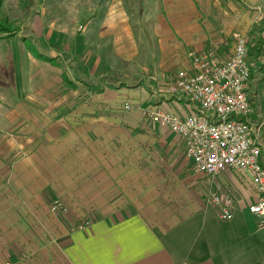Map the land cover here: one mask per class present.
I'll use <instances>...</instances> for the list:
<instances>
[{
	"label": "crops",
	"instance_id": "crops-1",
	"mask_svg": "<svg viewBox=\"0 0 264 264\" xmlns=\"http://www.w3.org/2000/svg\"><path fill=\"white\" fill-rule=\"evenodd\" d=\"M88 1L94 3L95 0ZM88 1L85 10L73 14L78 26L69 36L71 70L75 75L70 78L60 68L38 64L40 70L54 73V68L60 75L57 81L60 91L49 90L44 94L45 98L43 95L40 97L46 100L44 113L47 119L37 121L41 124L38 128L48 134L50 131L55 140L59 138L60 131L76 129L78 122L70 120L68 114L74 111V114L80 113L79 95L89 102L94 95L88 87L101 77L122 85L117 89L104 88L101 95L108 92L114 98L110 107L98 106L103 112L113 113L112 106L129 102L135 112L161 105L174 112L191 113L194 106L184 98L165 96L162 93L164 85L173 79L178 70L189 68L190 53L213 50L217 56L226 58L233 51L235 35L247 36L253 42L259 38L258 30L264 21L260 0H182L186 5L174 8L169 17L158 4L154 5L160 0H144L155 8L149 9L146 14L141 10L135 22L127 27L126 0H105V10L100 23L96 24L98 11ZM81 19L86 22H80ZM146 23H151L147 33L142 26ZM48 39L46 37L45 41L57 47L68 46L57 45ZM0 43L3 46L0 48V129L9 130L13 128V123L8 115L14 113L6 104L7 96L13 95L9 86L13 89V98L20 97L16 89L21 86V97L24 101L31 100L30 93L24 94L22 79L16 77L21 71L16 75L15 56L20 58V54H25L30 75L32 61L24 43L13 37L1 39ZM9 57L12 68L8 74L1 67ZM30 75L28 83L31 82ZM63 78L78 88L87 84V90L68 91ZM45 80L42 81L46 83ZM50 95L55 96L51 102L48 99ZM248 95L256 111L252 121L264 130V70L256 64L251 67ZM67 98L71 106L66 104ZM98 109L92 105L83 113L93 115ZM99 126L102 129L119 126L132 131L140 127L135 117L129 124L103 121ZM177 138L181 144L177 155L180 161L172 164L165 161L168 169L160 171L152 166L145 171L142 145L127 147L130 143H126L125 137L110 139V155L103 153V160L92 155L94 149L90 148L89 140L86 144L89 147L83 150L85 145L74 138L76 141L71 142L67 158L75 157L76 164L66 166L67 158L65 155L61 157L60 161L64 164L60 175L62 183L67 187L70 184L74 189H124L110 180L112 178L107 171L114 170L115 177L122 179L129 174L134 179V189L136 183L139 189H143V177H149L150 204H156L154 210L158 209V218L154 217L156 213L142 212L146 202L135 197V191L125 196L119 190V195L115 194L112 198L111 211L91 218L86 228H80L83 218L46 223L32 220L31 205L28 203L0 202V264H264V237L258 227V218L249 212L250 204L244 199L243 186L252 187L249 179L229 172L215 180L217 186L234 197L233 218L222 220L219 212L208 209L210 204L207 200L214 185L211 186L204 175L191 171L188 162L191 165L192 162L185 159L184 142ZM165 142L162 138L154 142V146H167L166 155L160 156L162 159H168L174 153V144L167 145L168 140ZM261 149L260 162L264 166V132H261ZM12 151L6 148L3 153L8 157ZM81 156L86 158L84 165L87 167L83 175L74 170L78 168ZM27 157L28 154L24 159ZM182 160L185 161L184 167ZM109 161L112 164L107 166L105 163ZM68 168L73 174H67ZM3 171L5 176L13 175L9 166L2 167L0 174ZM101 178L108 179V183L101 184ZM159 189L166 191L159 194ZM154 194L158 196L153 198ZM151 218L155 221L152 222ZM37 221L38 228L35 226L32 230Z\"/></svg>",
	"mask_w": 264,
	"mask_h": 264
},
{
	"label": "rangeland",
	"instance_id": "rangeland-1",
	"mask_svg": "<svg viewBox=\"0 0 264 264\" xmlns=\"http://www.w3.org/2000/svg\"><path fill=\"white\" fill-rule=\"evenodd\" d=\"M87 1L88 0H4L2 3L0 8V40L13 37L16 41L24 43L28 55H30L32 65L30 67V75L28 74L29 63L27 62L25 54H20V58L18 55L15 56L16 75L21 71V74L19 73L16 77L22 79L25 89L24 94L28 95L30 93L31 100L25 99L24 101L21 97L23 95L22 89L20 88L21 86L16 89L18 91V96L20 97L13 98L14 92L12 87L9 86V92H12L13 95L10 97L7 96L6 104L9 107V110L11 109L14 111V113L8 115L9 120L13 123V128L9 130H3L5 128H2V130L0 129V170L4 166H9L13 171V175L11 177L5 176V171L0 174L4 176V178L0 177V202H24L25 205L28 203L31 205L32 220H42L46 223L51 221L52 223V221L57 222V220L61 221V219L66 218H71L72 220L83 218L85 220L94 218L97 215L106 214L111 211L112 198L115 194L119 195V190H121V194H124L125 196L129 195L130 192L135 191V197L142 199L141 202H146L144 206L146 208L143 209L142 212H145L146 214L151 212L156 213L154 217L157 219L159 216L158 209L154 210L156 204H150L151 189H149V177H143V189L138 188V183H136L137 187L134 189V179L131 178L129 174L123 176L122 179L115 177L116 173L114 170L107 171L111 175L112 179L110 180L115 182L116 186H121L124 189H74L70 184L69 187H67V185L60 180L63 168L62 165H64L60 160L62 156L65 155L67 158L69 155L68 152L71 150V142L73 143L76 141L74 138L78 139L79 143L85 145L83 150L87 149L86 147H89L86 146L87 141L89 140L88 142L91 145L90 148L94 149V154L92 155H95V158H100L101 160H103V153L110 155L109 141L114 137H125L126 143H130V146H127L126 144L127 147H132L134 144H141L144 160L142 164L146 165L143 166L145 171H149L151 166L156 171L168 169L167 165L164 164L165 161L169 164L180 161V158L177 155L180 151L181 144L180 141L177 140V136L154 123L146 121L140 112H126L123 108L124 103H117L112 106L113 110L111 111L113 113H108L107 111L103 112L100 108L98 109L99 105L103 108L107 106L110 107V102L112 101V98H114V96L109 95L108 92L104 96L101 95L104 88L111 89L116 87L117 89L122 85L118 86L116 82L114 83L105 77L96 78V80L92 82V87H88L94 96L89 99V102H86V98L80 94L78 98V111L80 113L74 114V111L71 114H68L70 120L74 123L78 122L76 129L60 131L58 139L55 140L54 137H51L50 131L48 134L46 130L38 128V126L41 125L38 122H43L47 119L44 113V106L47 105L45 103L46 100H42L40 97L47 94L49 90L55 92L60 91L57 82L60 75L54 68H60L62 72L68 74L70 78L75 75L71 70V41L69 36L76 31L78 26L77 19H75L73 14L81 9L85 10ZM98 2L100 5H98ZM89 4L98 11L96 24L100 23L101 16L104 12L103 10H105V0H95L94 3L89 2ZM108 4L109 3L107 2V5ZM157 4L168 17L174 8L182 7V4L186 5L182 0H160L159 3H155L154 5ZM154 5L145 2L144 0H126L125 8L129 17L127 27H130V23L135 22L141 10L146 14L149 9L155 8L153 7ZM201 5L203 4L201 3ZM80 22L86 21L85 19H81ZM150 25L151 23L142 24L145 33L149 32ZM4 28L9 32L5 34L1 33ZM46 37L49 38L48 41L57 45L68 46L57 47L54 44L45 41ZM31 46L34 47L35 53H32ZM0 48H3L1 43ZM0 50L2 51V49ZM37 53L54 59L55 64L47 62L43 58H38L36 56ZM41 63H46L54 67V73L48 72L47 69L46 71L40 70L38 64ZM3 65L4 67H1V69L4 68V71L9 74V71L12 68L10 57L9 60L5 59L3 61ZM29 75L31 82L28 83ZM42 80H45L46 83ZM63 80L65 82V89L68 91L79 90V92H81L82 89L83 92L87 90V84L79 86L78 88L76 85L70 84V82L67 81V78H63ZM110 92H112V90ZM54 97V95H50L48 98L49 101L51 102ZM67 100L68 102H66V104L71 106L70 99L67 98ZM92 105L98 109L96 114L91 115L90 113H83ZM133 117H135V121L140 126L137 131L123 129L119 126H114L111 129H102L101 126H99V123L103 121L112 123L124 122L129 124L132 123ZM87 122H92L93 124L88 125ZM52 132L54 133L55 131ZM261 132L263 133L264 130H260V133ZM161 138L166 142L168 140L167 145L174 144V153H172L173 155L169 156L168 159H162V157H160L161 154L166 155V152L168 151L167 146L166 148L161 145L159 147L154 146L155 140L157 141ZM135 140L139 142L134 143ZM6 148L10 151L14 149L12 154L8 155V157L3 153V151H6ZM28 149L29 152H27ZM26 154H28V157L27 159H24ZM79 155L81 154H78V156ZM175 155L177 158H175ZM185 159L187 158L185 157ZM74 160H76L75 157H68L65 165H75L76 163H74ZM85 160L86 158L82 156L79 157L78 168L74 170L80 174L85 173L87 168L86 164L84 165ZM172 160L174 161L171 162ZM109 162H106L105 164L110 166L112 162ZM188 163L191 171L196 173L193 165H191L190 162ZM181 164L184 167L185 161L183 162L182 160ZM80 165H84V167L80 168ZM68 171L67 174H73L69 168ZM239 175L244 176L243 174ZM105 181L108 183L109 180L106 178L102 180L101 178V184L105 183ZM252 189L253 187H250L249 185L245 187L243 186L245 192L244 199L250 205L254 203L256 198L255 192ZM165 191L166 189H159V194ZM226 192L229 191L226 190ZM157 196V194H154L153 198ZM55 199H60L67 205V214H50L49 209L51 203ZM120 200L123 199L121 198ZM208 209L215 211V213L219 212L218 208L211 205ZM151 221L153 222L155 219L153 220L151 218ZM34 224L36 225L32 226V228H34L32 230H35V226L38 228V221Z\"/></svg>",
	"mask_w": 264,
	"mask_h": 264
},
{
	"label": "built area",
	"instance_id": "built-area-1",
	"mask_svg": "<svg viewBox=\"0 0 264 264\" xmlns=\"http://www.w3.org/2000/svg\"><path fill=\"white\" fill-rule=\"evenodd\" d=\"M260 7L264 10V0H260ZM258 36L262 47L254 64L264 70V21ZM249 44L247 36L235 35L233 51L226 58L213 50L189 54V68L178 70L162 93L189 101L194 106L191 113L174 112L161 105L143 108L140 113L146 121L183 140L185 157L195 172L214 185L207 202L219 209L222 220L233 218L234 197L215 180L228 172L246 176L256 197L248 210L258 218L264 237V166L260 162L261 129L252 121L256 111L248 95L252 67L247 59ZM123 108L126 112L134 110L129 102ZM49 211L65 215L68 207L55 199ZM90 223L85 219L80 228Z\"/></svg>",
	"mask_w": 264,
	"mask_h": 264
},
{
	"label": "trees",
	"instance_id": "trees-1",
	"mask_svg": "<svg viewBox=\"0 0 264 264\" xmlns=\"http://www.w3.org/2000/svg\"><path fill=\"white\" fill-rule=\"evenodd\" d=\"M3 1L4 0H0V8H1V6H2V3H3ZM259 29H261V27L259 28ZM260 30H258V32H259ZM9 31L8 30H6L5 28L3 29V31L1 32V33H8ZM258 37V36H257ZM261 47H262V44H261V41H260V39L258 38V39H256L255 41H253V42H250V44H249V52H248V61H249V63H251V64H254L255 63V61H256V59H257V57H258V55H259V53H260V50H261ZM31 49H32V53H35V49H34V47H32L31 46ZM36 56L38 57V58H43L44 60H46L47 62H50V63H54L55 64V61H54V59H52V58H49V57H46V56H44V55H41V54H36Z\"/></svg>",
	"mask_w": 264,
	"mask_h": 264
}]
</instances>
